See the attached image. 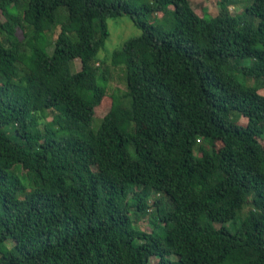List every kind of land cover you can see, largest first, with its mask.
Segmentation results:
<instances>
[{
  "label": "trees",
  "instance_id": "trees-1",
  "mask_svg": "<svg viewBox=\"0 0 264 264\" xmlns=\"http://www.w3.org/2000/svg\"><path fill=\"white\" fill-rule=\"evenodd\" d=\"M214 9L0 0V264H264V0Z\"/></svg>",
  "mask_w": 264,
  "mask_h": 264
},
{
  "label": "rangeland",
  "instance_id": "rangeland-1",
  "mask_svg": "<svg viewBox=\"0 0 264 264\" xmlns=\"http://www.w3.org/2000/svg\"><path fill=\"white\" fill-rule=\"evenodd\" d=\"M215 1L216 0H194V6L199 10L202 11L203 8L205 11H211V13H213L215 11L214 7H215ZM239 9V7H238ZM238 9H234L232 7V9L230 11L232 12H236ZM160 13H158L159 15ZM107 28L109 31V36L105 42L104 47L98 52V56L100 57H104L109 55V53H105V52H112V50L118 48L121 46L122 42L130 37V36H134L140 33V30L132 23V21L130 20V18L128 17V15H122L120 17L117 18H109L107 19ZM57 31V30H56ZM19 35H21V32H18ZM107 65L110 66V59H107L106 62ZM78 60H74V65L73 68L74 69H78ZM114 75H112V78L110 80L109 83V88L111 87H117L120 90L124 89V85L123 83L118 80V77L120 76L121 71L120 70H114ZM112 73V70L110 71ZM264 93V90H263ZM98 119H96L97 121ZM241 121H245L246 119L244 117H240ZM153 201V196L150 198V200L148 201V204H151ZM248 209V207H244L241 210V214H244L245 211ZM146 220V216L144 217H140L139 218V222L141 224V227L146 229L147 228V223H145L144 221Z\"/></svg>",
  "mask_w": 264,
  "mask_h": 264
}]
</instances>
